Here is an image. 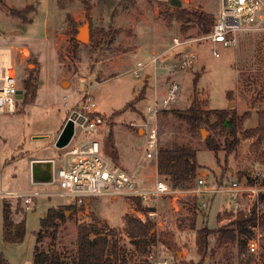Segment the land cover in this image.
Segmentation results:
<instances>
[{
	"label": "rangeland",
	"instance_id": "rangeland-1",
	"mask_svg": "<svg viewBox=\"0 0 264 264\" xmlns=\"http://www.w3.org/2000/svg\"><path fill=\"white\" fill-rule=\"evenodd\" d=\"M119 1L0 0V49L5 50L2 62L6 63L7 54L12 53L18 64L21 90L29 78L34 84V94L28 97L27 104L20 100L15 113L0 116V193L54 194L37 197L29 210L15 200H0V254L9 264H33L41 220L49 209L71 204L56 196V186L31 185V163L57 158L63 152L55 142L69 114L80 108L85 93L94 96L97 113L105 117V136L109 128L114 132L117 170H136L145 187L160 179L156 162L142 160V116L156 99L165 97L169 84L176 81L181 88L178 101L157 118L159 143L160 147L179 144L197 151L199 168L189 189L142 203V209L133 200L94 198L87 204L90 215L87 208L68 212L58 229L55 246L67 254L74 252L78 226L91 225L94 215L101 222L97 234H112L111 242H117V264H156L162 260L168 264H264L262 256L240 253L238 242L220 244L217 234L209 237L206 252H199L197 245L200 229H232L239 212L252 206L247 196L233 199L228 193H204L198 180L203 178L208 188H225L232 182H250L264 175V146L257 149L254 139L243 140L238 152L228 158L222 150L218 164L206 140L214 137L224 146L227 131L210 125L193 130L170 112L185 111L192 104L203 110L234 109L238 115L249 113L245 130L254 128L259 111L264 110V29L238 33L234 46H214L207 40L209 34L200 35L197 27L185 24L181 28V23L171 17L162 18L168 0H139L113 20ZM180 1L178 8L188 12H205L215 17L219 10V0ZM85 26L87 41L81 42L78 37ZM174 38L189 43L174 49ZM184 47L196 54V63L182 72L174 66ZM214 49L218 57L213 55ZM156 57L157 64H151ZM138 63L147 65L141 78L133 74ZM146 75L151 79L147 80ZM143 90V99L127 107ZM215 120L211 117V124ZM105 149H110L107 137ZM4 202L11 205L15 221H26L22 243L3 241ZM145 208L150 210L146 212ZM124 215L143 222L150 220L155 225L153 233L167 234L171 245L158 240L140 254L127 233ZM40 246L43 250L52 248V234L45 236Z\"/></svg>",
	"mask_w": 264,
	"mask_h": 264
},
{
	"label": "built area",
	"instance_id": "built-area-1",
	"mask_svg": "<svg viewBox=\"0 0 264 264\" xmlns=\"http://www.w3.org/2000/svg\"><path fill=\"white\" fill-rule=\"evenodd\" d=\"M263 29L264 0H219V10L215 15L207 40L214 46L230 47L238 43V33L256 32ZM188 43L189 41L174 38L173 48L180 49ZM178 53L174 69L182 72L192 69L196 63V54L190 48L185 47ZM1 54L2 51H0V62H2ZM213 55L219 56L216 49L213 50ZM158 59V57L154 58L151 64L156 65ZM146 66L138 63L133 74L141 78ZM19 90L16 67L7 61L0 70V116L16 112L20 102L18 99ZM180 92L179 83L172 81L165 97L161 101L156 99L142 116L141 125L145 137L142 160L155 161L157 173V159L160 150L157 118L160 113L171 108L178 101ZM66 105L67 101L65 102ZM96 109L94 96L85 93L80 108L75 110L78 116L83 118V122L75 123L73 139L67 147L61 149L63 152L57 158L48 160L52 164L50 180L34 184L56 186L59 189L56 196L66 198L71 201L70 205L84 209L87 207L88 199L92 200L103 196L112 199H140L143 203H151L178 191L171 187L169 179L165 177L156 179L152 186L145 187L139 182L136 170L118 171L116 163L105 153L104 140L107 123L105 117L97 113ZM254 179V183L235 181L225 188H208L203 178L198 180V184L205 188L202 191L204 193H228L233 195V199L243 196L249 197L252 200V206L244 210L245 213H250L256 205L258 216H261L264 214V202L260 200V197L264 195V175L261 174ZM53 195L39 191L9 192L0 193V200L21 202L24 208L29 210L35 204L37 197H52ZM249 229L252 232V237L248 241L246 252L250 256H260L264 250L262 243L264 233L259 218L255 225L249 226ZM156 264H168V261L162 260Z\"/></svg>",
	"mask_w": 264,
	"mask_h": 264
},
{
	"label": "trees",
	"instance_id": "trees-1",
	"mask_svg": "<svg viewBox=\"0 0 264 264\" xmlns=\"http://www.w3.org/2000/svg\"><path fill=\"white\" fill-rule=\"evenodd\" d=\"M139 0H120L112 13V19L115 20L121 13H124L137 5ZM167 10L161 13L162 18L171 17L175 22L181 23V28L185 24L197 27L200 35H206L211 32L215 17L212 14L205 12H188L182 8L172 6L171 0H168L164 5ZM34 84L32 78H29L24 83L22 102L27 104L28 97L33 95ZM145 90H143L132 102L127 104V107H132L138 101L143 99ZM178 118L184 120L193 130L201 129L206 125H210L213 129H225L228 137L225 140V145L222 146L217 139L209 137L206 140L208 150L215 153L217 163H221L219 153L223 150L225 157L238 152L243 140L254 139V147L259 149L264 146V110L258 113V125L254 128L245 130L243 125L249 118V113L238 115L232 110H203L196 104H192L187 110L181 111L173 109L170 111ZM70 116V114H69ZM68 116V117H69ZM216 120L211 124V117ZM68 120V119H67ZM66 120V121H67ZM107 144L110 148L105 153L112 158L116 163L118 154L115 149V136L112 129H108L106 136ZM158 173L162 177L169 179L171 187L174 190H187L189 183L196 176L198 171L197 151L189 146L179 144H171L170 146L160 147L158 154ZM251 183L255 179L250 180ZM264 184V181H263ZM261 202H264V195L260 197ZM136 205L142 209V201L134 199ZM84 208H77L73 205L60 206L51 208L47 211L45 217L41 220V230L37 234V245L34 252L33 264H117V242H111L110 235L97 234L100 221L94 215L91 216L93 223L91 225H80L77 229L76 250L70 254L60 251L55 246L57 232L61 223H64L68 217L69 211L75 213L84 211ZM146 212L150 209L145 208ZM12 208L9 203H3V241L8 244L22 243L26 236V222L22 221L17 226L13 221ZM264 226V214L258 216L257 206L255 205L250 213L239 212L238 217L232 222L233 228H219L211 231L202 228L198 231L197 245L199 252H206L209 246V237L212 234H217L220 244H228L238 242L240 253L246 251L249 239L252 237V232L249 229L250 225H255L258 221ZM127 233L134 240L136 250L140 254L146 253L149 246L155 244L158 240L165 246H170L171 242L168 235L165 233L157 236L153 233L155 225L147 220L141 221L138 218L130 215H125ZM52 234L54 246L49 250H43L40 243L43 238ZM94 235V238H92ZM264 257V250L261 253ZM0 264H9L5 257L0 254Z\"/></svg>",
	"mask_w": 264,
	"mask_h": 264
},
{
	"label": "water",
	"instance_id": "water-1",
	"mask_svg": "<svg viewBox=\"0 0 264 264\" xmlns=\"http://www.w3.org/2000/svg\"><path fill=\"white\" fill-rule=\"evenodd\" d=\"M171 4L172 6H176V7H181L182 5V2L180 0H171ZM87 26L83 27L81 30H80V34H79V40L81 42H85L87 41V38H85L86 34L84 33L83 29L86 28ZM88 36V35H87ZM23 98V90H19L18 91V99L19 100H22ZM78 122V123H82L83 122V118L79 117L78 116V113L76 111H73L72 114L70 115V117L68 118L67 122L65 123L59 137L57 138L56 142H55V146L58 148V149H63L65 147H67L70 142L72 141L73 139V136H74V133H75V123ZM40 164V163H38ZM37 164V165H38ZM36 167V165H35ZM34 178H36V175L34 174ZM44 182H48L49 179L48 178H45L43 179ZM91 200L88 199L87 200V204H90ZM87 215H90V211H89V208L87 207Z\"/></svg>",
	"mask_w": 264,
	"mask_h": 264
},
{
	"label": "crops",
	"instance_id": "crops-1",
	"mask_svg": "<svg viewBox=\"0 0 264 264\" xmlns=\"http://www.w3.org/2000/svg\"><path fill=\"white\" fill-rule=\"evenodd\" d=\"M1 51H5L3 49H0ZM7 53V51H6ZM10 62L12 64L15 65L16 69L19 71L18 69V64L16 63V61L14 60V57L12 55V53H8L7 54V58H6V62ZM5 64V61L4 63L3 62H0V70H2L3 66ZM151 79V77L149 75H146V79ZM20 90H21V87H20ZM241 116V115H240ZM67 122V121H66ZM257 125H258V119H257ZM256 125V126H257ZM255 126V127H256ZM255 141V140H254ZM254 143V142H253ZM52 159V158H51ZM50 159H46V160H43V161H37V160H34L32 163H31V185L34 186V187H43V186H48V185H42V184H34V183H37V182H44L43 179L45 178H48L50 180L51 178V168H52V164L48 161ZM44 161H47V162H44ZM38 163H46L47 165H49L48 169L46 168H42L41 167V170L42 171V174H40L39 172L36 173V171L34 170L35 169V164L37 165ZM37 167V166H36ZM34 174L36 175V178H34ZM40 192V191H39ZM42 192V191H41ZM17 202V201H16ZM19 203V202H18ZM21 203V202H20ZM87 208V207H86ZM125 216V215H124ZM14 223H15V226H17L20 222H17L13 219ZM22 222V221H21ZM26 222V221H25Z\"/></svg>",
	"mask_w": 264,
	"mask_h": 264
},
{
	"label": "bare ground",
	"instance_id": "bare-ground-1",
	"mask_svg": "<svg viewBox=\"0 0 264 264\" xmlns=\"http://www.w3.org/2000/svg\"><path fill=\"white\" fill-rule=\"evenodd\" d=\"M83 31L86 34L85 35L86 36L85 38H87V35H88V29H87V27L84 28ZM65 85H67V84L65 83ZM41 167L48 169L49 165H47L46 163L38 164L37 167H35V169H34L36 171V173L39 172L40 174H42V171H40L41 170Z\"/></svg>",
	"mask_w": 264,
	"mask_h": 264
}]
</instances>
